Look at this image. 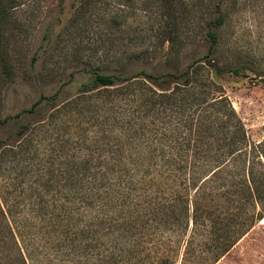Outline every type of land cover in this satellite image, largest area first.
<instances>
[{
    "label": "trees",
    "instance_id": "obj_1",
    "mask_svg": "<svg viewBox=\"0 0 264 264\" xmlns=\"http://www.w3.org/2000/svg\"><path fill=\"white\" fill-rule=\"evenodd\" d=\"M161 2L168 10L172 0ZM219 3L213 27L222 23ZM164 16L151 52L166 45L169 56L180 49V28ZM205 39L206 55L177 74L89 73L61 108L94 98L109 115L98 121L108 131L96 127L91 154L49 159L43 184L27 197L0 192V264H215L264 219L263 144H250L227 98L212 93L210 71L238 68L218 65L214 33ZM144 58L138 52L126 64ZM58 92L10 118L32 114Z\"/></svg>",
    "mask_w": 264,
    "mask_h": 264
},
{
    "label": "rangeland",
    "instance_id": "obj_2",
    "mask_svg": "<svg viewBox=\"0 0 264 264\" xmlns=\"http://www.w3.org/2000/svg\"><path fill=\"white\" fill-rule=\"evenodd\" d=\"M88 2L79 11L81 0H0V192L8 190L25 198L29 187L39 189L43 184L45 179L38 180L49 159L74 157L77 151L92 153L96 127L99 135L108 131L98 121L109 115L98 109L94 98L75 99L76 107L61 108L76 97L77 87L88 81L91 71L180 73L206 55L207 30L216 37L215 62L238 68L237 75L210 71L212 93L219 91L227 98L248 142L263 144L259 151L264 168V0H220L218 27L211 25L218 0H172L168 10L161 0ZM165 13L180 28V49L169 56L166 45L151 52L159 45L156 33ZM138 52L145 61L126 64ZM3 62L10 78L2 73ZM58 90L53 102L40 105L32 114L10 118L28 110L40 95ZM21 125L27 130L19 135ZM261 165L255 169L260 171ZM215 264H264V219Z\"/></svg>",
    "mask_w": 264,
    "mask_h": 264
}]
</instances>
